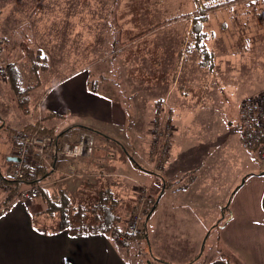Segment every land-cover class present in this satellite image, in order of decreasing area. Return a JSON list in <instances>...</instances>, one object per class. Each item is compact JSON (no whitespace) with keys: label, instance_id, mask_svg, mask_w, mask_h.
Segmentation results:
<instances>
[{"label":"crops","instance_id":"1","mask_svg":"<svg viewBox=\"0 0 264 264\" xmlns=\"http://www.w3.org/2000/svg\"><path fill=\"white\" fill-rule=\"evenodd\" d=\"M197 4V17L202 19V25L196 28L194 47L201 46V52L213 61L208 64L210 74L203 73L207 66L201 61V66H195L194 74L184 76L183 72L179 75L171 67L163 65L161 57L151 53L140 62L141 57L144 58L143 53L150 49L154 51L155 47L141 44L139 41L143 36L136 41L131 39L132 42L127 37L138 36L141 30L137 23L136 0H0V36H7L8 44L15 45L29 39L33 47L47 57L49 67L51 53H54L57 54L54 59L58 61L57 67L77 68L39 93L33 109L29 107V98L18 94L17 103L18 98L26 99L25 105L32 115L29 122L11 129L8 142L0 141V147L4 148L1 152L13 169L12 135L17 130H26L29 125L45 126L46 112L72 120L69 125H58L60 132L57 126L53 127L58 134L73 128L81 130L70 139L80 138L83 133L94 136L98 133L101 148H95L90 158L75 161L59 154L53 160V175L42 178L41 183L50 194V200L57 201L59 193H67L74 203H85L86 200L94 203L99 192L110 189L115 199L110 226L116 228L117 236L126 231L137 206H124L126 191L123 179L128 176L124 172L139 175L136 173L144 168L154 177L161 174V178L156 177L159 178L156 184L151 182L156 193L146 186L155 196L156 203L145 220L146 235L143 236L155 252L152 255L158 256L161 264H171L173 258H178L175 259L177 261L198 257L190 253V247L194 253L199 252L203 256L208 242L206 234L211 227L221 226L218 220L225 208L243 212L242 228L260 226L259 237L264 230V225L252 221L256 214L264 215V160L257 158L258 151L243 146L240 133V104L248 97L239 99V103L235 101L240 87L234 80H226L228 74L232 76L234 62L230 55L216 56L220 44L229 53L231 45L228 38L213 36L224 34L225 23L223 29L219 26L215 29L212 19L215 20L219 10L226 13L230 6L204 10L214 3L204 5L202 0H197ZM60 14H63L61 18ZM100 15L104 17L100 18ZM56 24L59 25L57 29L54 27ZM244 31L246 34V29ZM13 33H17V37L10 41ZM49 35L53 37L47 38ZM247 35L249 39L251 33ZM125 40L127 48L121 49ZM186 51V61L190 63V55ZM105 55L107 57L102 60ZM39 59L28 58L29 66H38ZM142 62L147 65H141ZM95 66L98 70L93 74L90 69ZM185 67L187 65L182 69ZM30 73L39 77L44 75L43 70ZM142 76L144 84L151 89L150 93L139 94L135 89ZM96 80L99 86L93 89L90 82ZM44 82H50V79L46 78ZM191 96H195L194 101ZM160 102H166L167 116L171 118L178 142L181 135L190 130L196 145L187 152L185 143L182 148L177 147L174 134L176 143L172 140L165 166L156 172L152 168L156 161L153 160L152 136L150 140L149 135L155 107ZM5 105V109L10 106L9 103ZM38 106L44 108L45 113L40 114ZM14 120L16 116H13ZM6 125L4 122L0 127ZM135 148L140 152L137 156ZM253 152L257 155L256 160L262 161L256 171H253L251 162ZM74 166L76 175L64 178V173ZM4 181L7 180L0 178V187L5 193L4 197L0 194V264H142L137 259L131 263L125 254L134 240L128 239L120 245L115 240L116 235L109 230L74 237L67 231L60 232L59 227L49 230L44 215H41L43 220L39 228H35L33 216L40 215L41 211L36 212L37 205L31 204L30 200L22 202L18 197L29 186L26 184L15 192V187L4 185ZM167 194L169 202L160 204ZM183 209H189L190 213H184ZM228 225V235L223 242L231 257L241 256L247 264H264V236H240L235 240ZM230 225L232 227L233 223ZM119 226L125 230H119ZM182 228L186 234L181 232ZM187 238L190 245L174 247V243L180 244ZM212 249L215 251L216 247L212 246ZM214 258L211 262L207 257L203 264H225L226 259L221 255ZM181 263L185 264L184 261Z\"/></svg>","mask_w":264,"mask_h":264},{"label":"rangeland","instance_id":"2","mask_svg":"<svg viewBox=\"0 0 264 264\" xmlns=\"http://www.w3.org/2000/svg\"><path fill=\"white\" fill-rule=\"evenodd\" d=\"M202 0V3L204 5H211L209 7H205L204 10L219 8L221 6H230L228 11L225 13L223 10L222 12H217L215 15V20L212 19V22L215 21L214 26L215 29L218 28V26L223 29V23H225V31L224 34L219 35L215 34L214 37L221 38H228L230 40L231 45V53L227 52L223 48V45L218 48L219 51L216 52L217 58H220V55H230L231 60L234 62V68L231 70L232 76L230 74L227 75L226 80L231 79L234 80V82L239 85L240 90L237 91V97L236 102L239 103L243 99V97H249L256 95L264 90V0ZM137 2V11H138V25L140 26V32L139 35L136 36H127L129 41H136L138 38L142 37L140 39L141 44H146L147 47L152 46L155 47V50L152 49L145 51L144 58L141 57L140 62L147 58V55L154 54L155 57H161V62L163 65H167L168 67H171L173 71L178 74H182L184 76H188L190 74H194L195 66H201V61L205 63V66L207 68L203 69L204 74H210L208 67V64H211L213 61V58H208V56L205 55V53L201 49L194 47V43H196V28L200 27L202 25V19L197 17V10L199 9V6L197 4V0H136ZM218 5H220L218 7ZM63 16V14H60V18ZM100 18H103V15L99 16ZM173 21V22H171ZM58 22V21H57ZM195 26V27H194ZM54 27L57 29L59 27L58 24L54 25ZM194 28V30H192ZM246 29V34L244 29ZM251 33L248 39V35ZM17 33H13L11 36H15ZM145 35V36H144ZM53 37V35L47 36V38ZM132 39V41H131ZM216 38H214L215 40ZM248 39V40H247ZM125 42L122 44L121 49H126L127 45ZM30 42V41H29ZM13 43H10L9 46H7L1 57H0V65L2 67H6L9 64L18 63V73L17 74H11L8 72L5 76L3 74H0V126L5 122L7 125L4 128L0 127V141L8 142L9 134L11 133V129L21 127L25 121H30V113H26L21 107H19L17 103V96L18 92L20 94L25 95V97L29 98V107L31 109L35 108L36 103V96L39 95L42 91L45 89L52 87L55 85L56 81L62 78L64 74H66L69 71H73L77 68H67V67H57L58 61L57 59L54 60L57 56V54L51 53V66L49 67V60L47 59L48 63V69L47 71L43 72V77L39 76H33V73H30V70L32 67L29 66V55L26 56V54L19 48V45ZM156 46H159V48H156ZM63 48L62 46H60ZM190 55L191 62L188 63L186 61L187 51ZM152 51V52H151ZM121 52V51H120ZM107 56H103L101 59H105ZM208 58L205 62V59ZM139 62V64H140ZM141 65L146 66L147 64L142 62ZM186 66L184 69L182 67ZM210 68V67H209ZM98 70V67H92L90 71L94 74ZM48 72V73H46ZM6 73V72H5ZM53 73V74H52ZM143 73V72H142ZM141 73V75H143ZM149 76V75H148ZM145 76V77H148ZM50 79V82H44L45 79ZM141 82L137 83L138 87L137 89L140 93H150L151 89L148 87V84H144L145 81L143 79V76L141 77ZM8 82H7V81ZM135 86L136 81L134 79ZM181 85V83L179 84ZM95 86L94 82H91L90 87ZM43 93V92H42ZM193 94H195V90L192 91ZM192 101H194L195 96H191ZM9 103L10 106L8 109L6 108L5 103ZM10 113L12 115H10ZM45 113L44 108L40 109V114ZM45 114H48L46 112ZM13 116H16V120L13 121ZM156 116V115H155ZM4 117V118H3ZM208 117V116H206ZM20 118V121H19ZM167 115H165V120H167ZM45 126L47 128H53L56 127L57 131L60 132L61 127L58 125H69L72 123V120L66 119V117L63 116H57L54 113L51 115L46 116L45 118ZM154 120L152 122L151 127V135H149V138L151 140L152 136V156L153 160L156 161L152 168L157 171H162L158 167V157L156 155V145L154 144V137H153V128H154ZM196 123L193 125L195 126ZM10 126V128H8ZM174 131V126H173ZM76 132H81V130H77V128H73L69 130L68 132H65L61 136V142H75L79 139L78 138H69L71 135L75 134ZM139 133H143L139 131ZM146 133V132H145ZM148 133V132H147ZM176 134L175 132L173 133ZM180 135V134H179ZM172 136V140H174ZM96 137V144L95 148H101V136L97 133L95 134ZM177 134L175 135V140H177V147L180 146L182 148V144L185 143V150L187 152H191L193 150V147L196 145L195 143V136H193L192 131L189 130V132H184L180 139V142H178ZM63 140V141H62ZM174 142L176 143V141ZM182 140V141H181ZM4 148L0 147V178L1 179H7L9 181H4L5 184H9L13 187H15V192L20 191V189L26 185V182L24 181H16L12 177V167L10 165V162H8L6 156L3 151ZM257 151L256 149H253ZM171 151V150H170ZM137 154L136 156L140 154L139 149L135 148V151ZM174 155L177 156L178 153H175V148L173 150ZM185 152V151H184ZM106 153V151L104 152ZM170 152H167L166 160L169 157ZM253 159V171L260 169V163L262 161L256 160L255 153H252ZM188 156V154L186 155ZM83 158H90V157H82L79 159V161ZM258 158V156H257ZM165 162V161H162ZM140 171L134 175L133 173L129 171H125L128 176L123 179L124 186H125V195L124 198V206L129 207L131 204L137 205L135 211L132 213L129 219L128 228L130 227V223L134 217L135 214H137L140 211V204H141V195L138 192L139 187H145L149 188V190L156 193L155 189L153 188V185L151 182L156 184V179L158 180L161 178L160 176H156L159 178L154 177L155 175H151L147 171H145L144 168H140ZM54 173V172H53ZM52 173V175H53ZM163 184V183H162ZM3 185V186H4ZM147 186V187H146ZM86 188V186H83ZM147 188V189H148ZM148 190V194L155 199L153 194H150ZM0 194L5 195L3 191V187H0ZM21 194L22 202H24L23 192ZM41 196V195H40ZM139 196V197H138ZM159 196V194L157 195ZM50 195L47 193L45 195V198H38L35 201V198L31 199V204L37 205L36 206V212H40L35 214V217L33 219V225L35 228H39L40 222L43 220L41 215H44L46 221V225L49 230L58 228L60 225V214L56 213L53 216L49 215L53 210V205H49L50 203H53L54 200H50ZM90 198V197H89ZM169 194L167 196L163 197L160 201V204H164L169 202L168 200ZM26 200V199H25ZM117 200L119 202V197H117ZM156 202V201H155ZM43 204L44 208L41 209ZM264 203V199H263ZM32 205V206H34ZM155 204H150L146 207L147 211L143 212V218L140 224V228L142 231V228L145 225V220L151 213L152 209L154 208ZM264 208V206H263ZM29 209L31 210V207L29 206ZM184 213L189 212L188 210H182ZM190 213V212H189ZM39 215V216H38ZM243 212L239 211H233L232 209L225 208L224 210H221L220 212V218L218 221H220L221 226H214L211 227L209 230V233L207 232V236L205 237L208 241L206 244V249L203 254V256L199 255L198 253H194L193 250L190 247V253L194 255H198L196 258H187L182 259L184 260H177L178 258H173L170 261L171 264H182L181 262L184 261L185 264H189L193 261V264H203L206 262V258L209 257V259L214 261V257H219L220 255L224 257L225 264H247V261L245 258L236 255V259H233L231 255L229 254V251L227 248H225V244L223 242V239H225L228 235L226 226L229 224L230 232L235 235V240H239L240 236H247V237H259L260 235V226L259 227H247L242 228V222L241 220L245 219L243 217ZM247 219V218H246ZM261 220V221H260ZM124 221H126V218H124ZM218 221L216 223H218ZM253 222H256V224H262L264 225V215L261 217L259 214H256V216L253 217ZM86 223L89 225H96L95 224V214L90 213L87 215ZM230 223H233V226L231 227ZM112 222H110V225ZM108 224H105L106 231L112 230L111 226ZM126 225V224H125ZM126 229L129 234L130 229ZM204 229V228H203ZM119 230H125V228H122V226H119ZM184 234H186V230L182 228V231ZM141 233V232H140ZM139 233V234H140ZM138 234V235H139ZM146 235V234H145ZM131 236H137L132 235ZM264 236V230L262 235L259 238H262ZM116 242H119L120 245H123V242H125L127 239V236L123 234V240L119 238V236H116L115 238ZM131 240V239H130ZM205 240V241H206ZM188 238L185 240H182V243L175 244L174 247L178 248H184L187 247V245H190V243L187 242ZM212 246L216 247V250L213 251ZM164 248H167V245L164 246ZM155 253L152 248H150L148 242L145 240V237L141 236L139 238L134 239V241H131V243L128 245V251L125 250V254L129 258L130 262L133 263L136 262L135 260L142 261V264H161L157 259L158 256H153L152 254ZM198 258V259H197ZM197 259V260H196ZM152 263H151V262ZM181 261V262H180ZM196 261V262H195Z\"/></svg>","mask_w":264,"mask_h":264},{"label":"built area","instance_id":"3","mask_svg":"<svg viewBox=\"0 0 264 264\" xmlns=\"http://www.w3.org/2000/svg\"><path fill=\"white\" fill-rule=\"evenodd\" d=\"M5 69H0V74H5ZM40 112V107L38 106ZM24 111L30 113L29 107ZM241 126L240 133L242 144L249 149L258 151V158L264 160V90L259 94L245 98L240 104ZM155 120L153 128L154 144L156 145V155L158 157V167L162 170L165 166L166 155L171 150L173 136V124L169 115L166 102H160L155 107ZM14 143V154L17 161L14 163L12 177L16 180H25L36 177L41 168L53 169L54 163L52 154L58 147L55 136L51 134L31 133L27 130H17L12 137ZM95 136L91 133H83L76 142H61L59 153L66 158L78 160L81 157L92 156L95 151ZM165 161V162H162ZM76 175L75 166L63 177L70 179ZM43 184L31 186L23 192V197L27 200L37 198L41 195ZM141 195L140 211L134 215L130 223V233L138 235L141 232L140 224L143 212L150 204H155L148 194V189L139 187ZM139 197V196H138ZM130 234V235H131ZM119 238L123 240V235Z\"/></svg>","mask_w":264,"mask_h":264},{"label":"trees","instance_id":"4","mask_svg":"<svg viewBox=\"0 0 264 264\" xmlns=\"http://www.w3.org/2000/svg\"><path fill=\"white\" fill-rule=\"evenodd\" d=\"M220 5H218L219 7ZM12 39L10 41H13V36H11ZM9 38L7 36H0V57L4 51V49L10 45V43H7V40ZM9 41V40H8ZM19 48L27 55H29V58L32 57H39L40 59L37 61L38 62V67H32L30 72L32 71H41L43 72L47 71L48 69V63H47V57L43 54L40 53L38 50H36L32 43L29 42V39H26V41H22L19 45ZM18 67L19 64L16 62L14 64H9L6 67H2L0 65V69L4 68L6 73L3 75L5 76L8 72L11 74H17L18 73ZM95 86H92L94 89L95 87L99 86V81H93ZM91 85V82H90ZM18 92V91H17ZM20 92H18L19 94ZM27 103L26 99H19L18 98V104L19 107L23 109L24 105ZM51 115V113H48L46 116ZM45 116V118H46ZM27 131L31 133H38V134H51L55 136L57 140V145L58 147L55 148V151L52 154L53 160L58 157L59 155V150H60V143H61V136L63 134H58L54 128H47L44 125H29L26 128ZM95 152V151H94ZM52 173L51 169H46V168H41L39 174H37L36 177L33 178H27L23 180L26 182L27 185L29 186H35L40 184V181L42 178H45L49 176ZM4 179V178H3ZM7 180V179H6ZM9 181V180H7ZM16 181H21V180H16ZM82 185L84 186V182H82ZM86 186V185H85ZM41 196L38 198H42L44 195H46L48 192L46 188L41 189ZM50 195V194H49ZM59 197L57 196L56 199L57 201L54 200L53 203H50L49 205H53V210L49 215L53 216L54 214L58 213L61 216L60 219V225H59V230L60 232L62 231H67L71 236H84V235H91V234H97L101 230H106L105 224L110 225L111 219L113 217V212L115 209V199L113 196V193L110 189L102 190L99 192V198L92 203V201L86 200L85 203H74L69 195L67 193L65 194H58ZM21 198V194L19 196ZM35 198V201L36 199ZM87 198V196H86ZM156 201V200H155ZM91 205H89V204ZM156 203V202H155ZM6 210V209H5ZM153 210V209H152ZM4 211V210H3ZM93 213L95 214V224L96 225H89L86 223V218L87 215ZM34 218V216H33ZM146 225V222H145ZM142 228V231L139 235L137 236H131L127 230L123 233L125 236H127V239L134 240L136 238H139L141 236H144L146 234V228ZM116 228H112L111 234L113 235H118ZM129 229V228H128Z\"/></svg>","mask_w":264,"mask_h":264},{"label":"clouds","instance_id":"5","mask_svg":"<svg viewBox=\"0 0 264 264\" xmlns=\"http://www.w3.org/2000/svg\"><path fill=\"white\" fill-rule=\"evenodd\" d=\"M19 99H21V98H19ZM25 107H27V105H24V107H23V110L25 109ZM16 132V131H15ZM12 137H13V135H12ZM14 144V143H13ZM60 154V153H59ZM15 158H17L16 156H15ZM54 162V161H53ZM15 163V162H14ZM13 166H14V164H13ZM13 170V169H12ZM51 171H53V169H51ZM42 180V179H41ZM23 181V180H22ZM41 182V181H40ZM42 184V183H41ZM29 186V185H28ZM31 186H29V188H30ZM24 192V191H23ZM38 198V197H37Z\"/></svg>","mask_w":264,"mask_h":264},{"label":"water","instance_id":"6","mask_svg":"<svg viewBox=\"0 0 264 264\" xmlns=\"http://www.w3.org/2000/svg\"><path fill=\"white\" fill-rule=\"evenodd\" d=\"M11 161L12 162H16L17 161V158H12Z\"/></svg>","mask_w":264,"mask_h":264},{"label":"snow or ice","instance_id":"7","mask_svg":"<svg viewBox=\"0 0 264 264\" xmlns=\"http://www.w3.org/2000/svg\"><path fill=\"white\" fill-rule=\"evenodd\" d=\"M253 2H255V0H253Z\"/></svg>","mask_w":264,"mask_h":264}]
</instances>
